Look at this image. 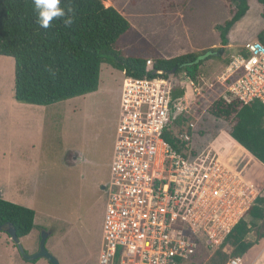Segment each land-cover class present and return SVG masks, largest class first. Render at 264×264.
<instances>
[{
    "label": "rangeland",
    "instance_id": "374dc122",
    "mask_svg": "<svg viewBox=\"0 0 264 264\" xmlns=\"http://www.w3.org/2000/svg\"><path fill=\"white\" fill-rule=\"evenodd\" d=\"M101 2L106 8L116 9L131 25L128 35L120 40L121 51L147 58L152 67L155 58L172 59L221 48L216 27L231 19L233 11L228 0ZM248 6L229 32L221 57L204 62L194 87L187 90V106L196 107L197 113L188 115L184 123L178 122L170 133L178 135L201 117L197 128L203 135L196 134V145L211 143L218 151L229 140L228 123L212 118L209 110L228 84L223 85L222 80L228 65L224 60L229 61L242 45L256 41L264 30L262 6L257 0H250ZM124 76L123 72L103 65L96 92L47 107L27 105L13 98V59L0 56V198L35 213L32 232L19 242L25 254H35L41 234L49 233L45 248L59 264H98L107 201L103 187L109 182ZM236 146L224 161L241 171L246 169V163L259 172L260 165ZM72 151L82 153L85 159L73 168L64 163ZM261 196L264 198V192L258 189V197ZM248 240L254 241L255 234H250ZM218 250H202L190 264H211ZM231 250L225 246L222 252L229 256ZM257 256L259 264H264V241L246 254L243 263L250 264ZM0 264L48 263L43 259L24 261L7 234L0 232Z\"/></svg>",
    "mask_w": 264,
    "mask_h": 264
},
{
    "label": "built area",
    "instance_id": "2783aa9c",
    "mask_svg": "<svg viewBox=\"0 0 264 264\" xmlns=\"http://www.w3.org/2000/svg\"><path fill=\"white\" fill-rule=\"evenodd\" d=\"M155 75L122 81L98 264L194 263L200 251L219 248L262 198L224 161L223 148L194 143L201 117L181 127L179 150L165 140L181 119L197 113L187 106L194 80L185 73ZM222 80L228 84L219 99L227 104L264 106V45L256 40L238 48Z\"/></svg>",
    "mask_w": 264,
    "mask_h": 264
},
{
    "label": "trees",
    "instance_id": "16d2710c",
    "mask_svg": "<svg viewBox=\"0 0 264 264\" xmlns=\"http://www.w3.org/2000/svg\"><path fill=\"white\" fill-rule=\"evenodd\" d=\"M228 1L233 8L232 18L216 27L221 48L172 59L155 58L152 69L147 70V58L128 56L119 47L120 40L131 30L130 23L113 7H104L101 0H62L61 7L73 9V23L65 27L62 20L56 19L48 29L38 25L32 0H0V56L14 61L13 98L18 103L47 107L92 94L98 90L103 65L131 78H153L155 72H162L165 77L185 73L195 80L204 62L221 57L229 32L248 11L249 0ZM257 1L264 18V0ZM257 41L264 45V30L257 35ZM209 114L228 123V138L248 153L261 170L256 172L246 163L242 171L237 166L233 168L257 189L264 190V106L258 102L227 104L218 99ZM164 138L173 148L182 147L175 134L166 133ZM34 217V211L0 198V232L12 228L18 239L24 238L34 228ZM247 218L234 226L211 264L241 258L264 240V198L255 201ZM252 233L254 241L248 240ZM225 246L232 249L229 256L222 252Z\"/></svg>",
    "mask_w": 264,
    "mask_h": 264
},
{
    "label": "clouds",
    "instance_id": "9594fccd",
    "mask_svg": "<svg viewBox=\"0 0 264 264\" xmlns=\"http://www.w3.org/2000/svg\"><path fill=\"white\" fill-rule=\"evenodd\" d=\"M61 2L62 0H32L37 23L41 28L48 29L56 19L62 20L65 27L73 23V9L61 7Z\"/></svg>",
    "mask_w": 264,
    "mask_h": 264
},
{
    "label": "water",
    "instance_id": "95a60500",
    "mask_svg": "<svg viewBox=\"0 0 264 264\" xmlns=\"http://www.w3.org/2000/svg\"><path fill=\"white\" fill-rule=\"evenodd\" d=\"M67 160H68V163L76 165L80 161V154L77 152H72L69 155V158ZM0 231H1V228H0ZM6 234L9 237V239L16 245L18 252L22 255L24 261L31 263V262H35L37 260L43 259V260H46L48 264H59L57 259L53 255H51L45 248V243L49 236V233L41 234L38 251L33 255L25 254L23 248L19 244V239L17 238L12 228L7 229Z\"/></svg>",
    "mask_w": 264,
    "mask_h": 264
},
{
    "label": "crops",
    "instance_id": "0c3cea01",
    "mask_svg": "<svg viewBox=\"0 0 264 264\" xmlns=\"http://www.w3.org/2000/svg\"><path fill=\"white\" fill-rule=\"evenodd\" d=\"M249 2H250V0H249ZM249 2H248V5H249ZM120 92H121V89H120ZM119 97H120V95H119ZM228 137V136H227ZM229 140L227 141V142H225L224 143V145H223V150L226 152V154H230V151L232 150V147L235 145L236 146V144H234L231 140H230V138H228ZM230 141V142H229ZM230 144H229V143ZM231 143H232V145H231ZM113 145H114V143H113ZM238 146V145H237ZM236 146V147H237ZM72 152H77V153H79L80 154V161H79V163L78 164H76V165H73V164H70V163H68V158H69V155L72 153ZM72 152H70V153H68L67 154V156L65 157V164L68 166V167H71V168H73V167H76L77 165H79V164H81L82 162H84L85 161V159H84V156H83V154L82 153H80V152H78V151H72ZM112 153H113V147H112ZM112 160V159H111ZM262 192H264V190H262ZM1 196V195H0ZM105 212V211H104ZM34 219H35V217H34ZM246 219H247V214L245 215V217H244V219H242V220H244V221H246ZM102 224H103V222H102ZM53 231L51 230L50 231V233H52ZM50 235V234H49ZM52 236V235H51ZM49 238V237H48ZM21 239H23V238H21ZM21 239H19V242H21ZM227 239V238H226ZM225 239V240H226ZM10 240V239H9ZM224 240V241H225ZM11 241V240H10ZM261 241H264V240H261ZM260 242V241H259ZM224 243V242H223ZM222 243V244H223ZM222 244H221V246H222ZM101 246H102V230H101V245H100V251H101ZM220 246V247H221ZM219 247V248H220ZM254 247H257V245H254L253 247H252V249L254 248ZM218 249V248H217ZM251 249V250H252ZM204 250H208V249H204ZM100 251H99V254H98V257H97V263H98V258H99V255H100ZM249 251H250V249H249ZM248 252V251H247ZM246 254V253H245ZM243 255V257H241L240 258V260H241V263L240 264H244L243 263V258H245L246 257V255ZM29 263V262H28ZM260 263V258H259V256H257L253 261H252V263H250V264H259Z\"/></svg>",
    "mask_w": 264,
    "mask_h": 264
}]
</instances>
